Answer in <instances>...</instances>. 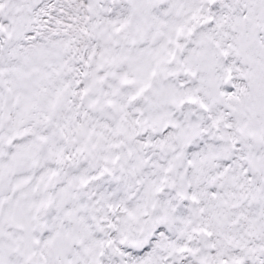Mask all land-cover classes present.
<instances>
[{
  "label": "snow or ice",
  "instance_id": "snow-or-ice-1",
  "mask_svg": "<svg viewBox=\"0 0 264 264\" xmlns=\"http://www.w3.org/2000/svg\"><path fill=\"white\" fill-rule=\"evenodd\" d=\"M0 264H264V0H0Z\"/></svg>",
  "mask_w": 264,
  "mask_h": 264
}]
</instances>
